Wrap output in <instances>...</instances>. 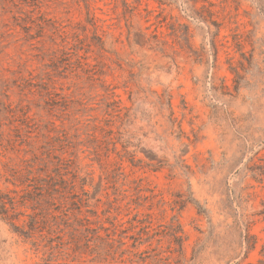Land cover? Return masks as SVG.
<instances>
[{
	"label": "rangeland",
	"instance_id": "1",
	"mask_svg": "<svg viewBox=\"0 0 264 264\" xmlns=\"http://www.w3.org/2000/svg\"><path fill=\"white\" fill-rule=\"evenodd\" d=\"M263 204L264 0H0V264H264Z\"/></svg>",
	"mask_w": 264,
	"mask_h": 264
},
{
	"label": "trees",
	"instance_id": "2",
	"mask_svg": "<svg viewBox=\"0 0 264 264\" xmlns=\"http://www.w3.org/2000/svg\"><path fill=\"white\" fill-rule=\"evenodd\" d=\"M73 34L78 35V31H75ZM65 37H68V33L65 34ZM42 186V185H41ZM43 188V186H42ZM80 201H82L81 198H79ZM82 203V202H81ZM196 205L199 207V209L207 214V209H202V206L199 205L198 202H196ZM264 205V204H263ZM3 209L5 205L2 206ZM261 215L264 216V208L260 211ZM88 232L90 230L93 231V236H86L89 237L88 242L85 243L86 248H89V242L91 241L90 238L95 239V246L92 247L91 253L96 254V259H98L99 262L102 264H114L115 256L118 255L121 258V262L123 261V255L125 254V250H122V247L126 244L125 242V230H121L120 233H118V229L114 228L111 231H109V228L100 227L96 229H90L89 227L86 229ZM101 230H104L105 234L101 233ZM118 236V237H117ZM81 248L78 245V250Z\"/></svg>",
	"mask_w": 264,
	"mask_h": 264
}]
</instances>
